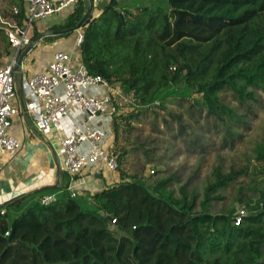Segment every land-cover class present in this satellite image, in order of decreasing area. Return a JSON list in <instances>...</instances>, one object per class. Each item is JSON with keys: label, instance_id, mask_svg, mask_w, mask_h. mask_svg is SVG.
Returning <instances> with one entry per match:
<instances>
[{"label": "trees", "instance_id": "obj_1", "mask_svg": "<svg viewBox=\"0 0 264 264\" xmlns=\"http://www.w3.org/2000/svg\"><path fill=\"white\" fill-rule=\"evenodd\" d=\"M98 10L80 46L91 74L119 85L143 109L198 96L191 111L246 123L222 95L231 92L244 106L264 91V0H110ZM84 12L79 0L54 30L75 27ZM139 116L113 117L116 142ZM115 154L121 182L87 200L65 192L45 207L39 198L55 191L47 190L29 195L35 199L25 207L11 204L14 218L0 210V264H264V140L251 180L261 179L260 199L243 201L248 216L240 226L234 211L215 214L212 207L247 172L217 170L201 198L184 187L174 193L173 177L149 184L128 176L124 154Z\"/></svg>", "mask_w": 264, "mask_h": 264}, {"label": "rangeland", "instance_id": "obj_2", "mask_svg": "<svg viewBox=\"0 0 264 264\" xmlns=\"http://www.w3.org/2000/svg\"><path fill=\"white\" fill-rule=\"evenodd\" d=\"M40 22L42 21H37L35 25ZM81 31L79 29L73 32L74 35L64 36L61 42L74 39ZM32 34L33 29L30 30L29 37ZM77 49L80 52V47ZM88 90L93 94L96 90L103 92L102 88L96 86L85 88L84 92L88 94ZM119 92L115 97L119 115L131 112L140 114L131 123V127L122 126L118 142H115V151L124 154L123 165L128 176L143 178L149 184L163 176L173 177L174 193H179L180 188L184 187L189 193L202 198L206 188L216 182L217 170L224 175L244 171L249 175L241 174L236 184L222 191L219 194L222 200L213 203L212 212L236 213L247 210L243 201L260 199L261 179L259 177L257 182L251 180L256 168V149L264 140V91L257 92V102L244 106L235 100L231 92L227 91L222 95L223 102L244 118L246 123L242 124L227 119L219 121L197 107L191 111L193 99L199 98L198 96L185 102L183 99H176L166 102L165 108L152 106L148 110L136 105L131 94H125L121 88ZM70 116L83 117L79 111L71 110L65 118ZM101 120L108 121L106 117L96 118L92 121L94 129H99L95 124ZM230 130H234L235 135ZM109 138L110 133L106 141ZM80 151L89 155L91 146L88 154L83 152L82 146ZM240 185L243 188L241 192L238 189Z\"/></svg>", "mask_w": 264, "mask_h": 264}, {"label": "built area", "instance_id": "obj_3", "mask_svg": "<svg viewBox=\"0 0 264 264\" xmlns=\"http://www.w3.org/2000/svg\"><path fill=\"white\" fill-rule=\"evenodd\" d=\"M78 3L79 0H21L22 6L11 10L13 18L10 20L4 16L0 0V30L15 51L11 64L3 66L0 61V161L8 155L16 156L23 147L22 142L14 138L10 130L14 118L24 110L38 131L57 129L72 107L77 108L85 120L84 124L75 125L69 137L61 139L65 154L63 171L70 176V183L57 193L41 196L39 203L45 207L59 202L65 192L71 199L78 198L84 185L79 177L86 169L92 168L97 174L119 173L116 154L104 146L109 132L94 129L92 121L102 117L113 119L119 115L115 97L119 95L120 87L102 76L91 74L82 62L74 64L73 54L55 52L45 72L32 76L23 83L22 100L14 105L15 100H18L14 67L19 53L31 44L30 30L36 27L37 21H44L66 9L75 8ZM84 28L80 29L82 31L78 36V48L84 39ZM90 86L102 88V95L86 94L84 89ZM60 87H63V94L57 92ZM85 143L91 146L89 155L80 151V146ZM247 216V210H239L233 216L234 224L240 226Z\"/></svg>", "mask_w": 264, "mask_h": 264}, {"label": "crops", "instance_id": "obj_4", "mask_svg": "<svg viewBox=\"0 0 264 264\" xmlns=\"http://www.w3.org/2000/svg\"><path fill=\"white\" fill-rule=\"evenodd\" d=\"M90 1L91 0H83L85 5L84 14L88 9ZM128 1L136 2L137 0ZM109 2L110 0H95V10L92 11L93 16H99L100 12L98 7ZM1 6L2 10H5L3 11L4 16L11 20L13 18L11 10L14 7L22 5L21 0H1ZM75 8L66 9L56 14L58 15L57 18L54 17L56 16L54 15L37 24L30 37L31 42L48 32L62 31L54 30V28L65 26L69 17L75 11ZM63 30H67V28ZM71 34L74 35L75 33H70L68 35ZM64 36L66 35H45L36 42L34 48L24 59L21 72H15L18 100H15L14 105H16L19 100H22L23 83L30 77L45 72L55 52L62 51L71 53L77 63L81 62L80 52L77 49L79 34L76 35L74 39L62 43L61 38ZM14 58L15 51L11 48L4 32L0 30L1 64L7 66L13 62ZM57 92L63 94V87H60ZM102 93L101 90H96V93L93 94L92 91L88 90L89 95L101 96ZM71 111L78 112V109L72 107ZM63 119L60 121V125L57 129L51 128L46 131H38L33 120L27 115L25 110L20 116L14 118L10 133L14 138L22 142L23 147L16 156L8 155L0 161V205L7 204L14 198L28 194L18 199L22 200V206L25 207L35 199L34 197H29V195L33 194L30 192L34 190L43 187H47V189L43 191L55 190L54 192L45 193L50 194L57 193L68 186L70 183V176L63 171L65 154L61 146V139L69 137L75 125H82L85 120L84 117L73 118L71 116L70 118ZM107 119V122L101 120L95 125L99 129H104L110 133V138L105 142L104 146L107 150L115 154L116 139L112 128V126H114V121L111 118ZM92 126L95 127L93 123ZM82 150L88 154L90 151L89 144H83ZM79 180L80 182H84V185L80 189L81 195L79 197L86 198L85 200H87L89 199V194H96L108 187L119 184L121 182V175L120 172L118 174H97L95 170L89 168L82 173ZM51 186L55 187L50 188ZM11 204L3 210L8 208L10 217L14 218L18 208L11 207Z\"/></svg>", "mask_w": 264, "mask_h": 264}, {"label": "water", "instance_id": "obj_5", "mask_svg": "<svg viewBox=\"0 0 264 264\" xmlns=\"http://www.w3.org/2000/svg\"><path fill=\"white\" fill-rule=\"evenodd\" d=\"M93 19V14H92V3L91 1L89 2L88 4V9L86 11V13L84 14L83 18L81 19V21L73 28H70V29H67V30H62V31H57V32H54V31H51V32H48L47 34H43V36H39L37 37L35 40H33L31 42L30 45L26 46L18 55L17 57V62H16V65L14 67V71L15 72H21V68H22V64H23V61L24 59L27 57V55L31 52V50L34 48V45L36 44V42L41 38V37H44L45 35H58V36H61V35H68L70 33H73V32H76L78 31L79 29H81L82 27H86V25ZM55 186H51L50 188H54ZM47 189V187H43V188H39L37 190H34L30 193H36V192H40V191H43ZM29 193V194H30ZM28 194H24L22 196H19L17 198H14L13 200H11L9 203L7 204H2L0 205V210H3L5 207H7L9 204L11 203H14L16 202L18 199H21L25 196H27Z\"/></svg>", "mask_w": 264, "mask_h": 264}]
</instances>
